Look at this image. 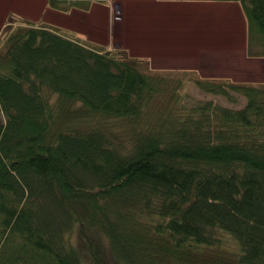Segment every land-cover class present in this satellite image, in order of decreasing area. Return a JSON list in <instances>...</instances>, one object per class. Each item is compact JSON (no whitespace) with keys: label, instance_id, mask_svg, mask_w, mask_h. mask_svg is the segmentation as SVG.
I'll use <instances>...</instances> for the list:
<instances>
[{"label":"trees","instance_id":"trees-1","mask_svg":"<svg viewBox=\"0 0 264 264\" xmlns=\"http://www.w3.org/2000/svg\"><path fill=\"white\" fill-rule=\"evenodd\" d=\"M219 1L264 60V0ZM17 19L0 39V264H83L76 226L111 264H264V83L194 80L213 97L196 99L141 58Z\"/></svg>","mask_w":264,"mask_h":264},{"label":"rangeland","instance_id":"rangeland-1","mask_svg":"<svg viewBox=\"0 0 264 264\" xmlns=\"http://www.w3.org/2000/svg\"><path fill=\"white\" fill-rule=\"evenodd\" d=\"M105 1L96 0V3L105 4ZM115 1L109 0L111 10L101 7V11H93L91 16H88L80 10H72L67 14L53 11L47 8L46 0H0V39L11 28L7 24L8 21H12L11 18L18 20L17 17L30 22L62 27L90 41L85 34L87 32L96 40L94 43L110 50L120 49L131 57L143 59L141 70L148 74L174 80H188L184 92L196 99L213 97L201 93L194 85V80L215 82L231 80L239 84L252 85L264 83V60L249 58L245 54V22L236 3L226 2L232 4V12H235L233 19L214 16L213 9L212 12L207 9H194L191 4L198 0H168L165 7L159 6V11L180 13V18L176 15L173 21L177 24L180 20L179 27H186V34L173 33L171 40H159L161 45L170 44H165L167 47L178 46L176 49L163 51L165 56L160 58L163 52L160 55L161 50L155 51V54L151 51L148 45L151 37L146 30L140 28L136 31L135 26V32L132 31L134 21L132 18L139 15L138 11L145 7H139V0L132 2L122 0L120 7L115 9L113 4ZM177 1L184 5H173V2ZM118 16H122L123 19H118ZM174 52H177L178 56H175ZM148 54L158 57L150 60ZM214 99L225 106H233L222 98ZM243 102V98L239 97L237 106H241ZM0 119L4 120L3 117ZM71 237L83 264H111L108 244L101 235L76 226ZM89 247L92 250H89Z\"/></svg>","mask_w":264,"mask_h":264},{"label":"crops","instance_id":"crops-1","mask_svg":"<svg viewBox=\"0 0 264 264\" xmlns=\"http://www.w3.org/2000/svg\"><path fill=\"white\" fill-rule=\"evenodd\" d=\"M128 1L132 2L133 0H128ZM134 1H136V0H134ZM139 1H140V2H138V3H140L139 7H145V8H143L141 11H138L140 14L137 16H134V18H132V19H134V21L132 22V28H133L132 31H134L135 26H136L135 27L136 31L140 28L143 30H146L147 34L150 35V37H151V38H149L150 40L148 41V45H149V47H151L152 50L151 49L150 50L154 54H155V51H157V50H161V53H160V55H161L162 52L167 50V49H176L178 46L167 47L165 45L167 43H165L164 45H161L159 40L160 39H163L166 41H167V39L171 40V38H172L171 35L173 33L179 34V33L183 32L186 34V27L185 28L179 27L181 25V21L179 20V23H177V24H175V22L173 21V19H174L173 17H175L176 15H178V17L180 18V16H181L180 13H170L167 10H161V11L158 10L159 6H161L160 8L165 7L164 5L168 3L167 2L168 0H139ZM115 2L116 3H113L114 7H115V9H118L120 7V2H122V0L121 1L116 0ZM134 3H136V2H134ZM143 3H145V5ZM109 4H110L109 0H106L105 4H99V3L94 2L90 5L89 10L87 12H84L83 14L91 16L93 11H96V10L101 11V9H100L101 7L102 8L104 7L105 9L107 8L108 10H111V7ZM181 4H182V2H180V1H177V3L173 2V5H176V6H181ZM122 5H124V4H122ZM182 5H184V4H182ZM191 5L193 7H195L194 9H200V10H206L207 9L210 12H212V9H213L214 16H217V17L222 16L225 18H232V19L235 17V15H234L235 12H232L233 9L231 8V6H232L231 3H226V2L219 1V0H213V1H211V0H198V1L194 2V4H191ZM239 12H240V9H239ZM240 15L242 16L241 12H240ZM108 17H110L109 13H108ZM117 18L123 19L122 16H118ZM183 18H185V15ZM136 20H137V22H136ZM232 29H233V27L230 30H232ZM85 34L88 36L90 41L96 42V40L93 39V37L91 35H89L87 32ZM162 43H164V42H162ZM167 45H170V44H167ZM174 55L178 56V53L174 52ZM164 56L165 55L163 52V54L159 57L163 58ZM154 57L155 56L153 54L151 56H150V54H148V58L150 60H153ZM157 57L158 56H156L155 59Z\"/></svg>","mask_w":264,"mask_h":264}]
</instances>
